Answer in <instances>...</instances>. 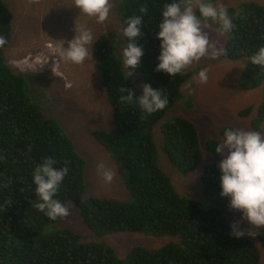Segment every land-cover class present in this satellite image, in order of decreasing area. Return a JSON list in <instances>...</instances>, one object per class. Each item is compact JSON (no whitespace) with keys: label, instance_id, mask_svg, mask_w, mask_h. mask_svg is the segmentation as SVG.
Wrapping results in <instances>:
<instances>
[{"label":"trees","instance_id":"obj_1","mask_svg":"<svg viewBox=\"0 0 264 264\" xmlns=\"http://www.w3.org/2000/svg\"><path fill=\"white\" fill-rule=\"evenodd\" d=\"M170 2L118 0L121 32L109 30L92 44L95 66L112 109L113 126L109 130H92L90 135L112 160L128 198L83 200L85 159L60 124L32 100L26 79L5 63L12 15L6 2L0 0V35L7 40L0 47V204L11 201L0 210V264H259V245L264 250V235L257 236V244L230 235L225 216L229 201L219 195L221 173L217 164L221 159L214 151L221 141L208 138L202 150L196 125L189 118L174 116L162 121L175 103L185 104L187 109L193 103L182 93L187 76L170 78L154 70L160 54V41L155 34L163 6ZM143 5L148 11L143 15L142 35L134 38L143 56L135 70L144 84L160 89L169 100L164 110L146 118L137 104L120 100L121 95H127V91H119L124 86L132 90L134 99L140 96L134 91L132 79H125L123 58L118 56V49L123 51L129 42L122 29L130 17L141 15L139 8ZM228 15L235 28L225 35L223 58L246 60L237 83L241 90L263 87L252 120L253 129L259 132L260 123H264V67L251 64L248 57L264 46V0L228 8ZM250 110L248 107L240 112V117L247 116ZM156 127L162 135V152L179 172L198 168L203 152L214 158L200 174L204 202L179 196L160 169L154 141ZM48 156L57 161L55 167H64L67 162L69 169L54 198L64 204L73 202L90 233L98 237L118 233L166 237L162 238V246H133L120 258L111 247L87 242L69 229L48 230L58 220H49L33 206L38 202L33 171Z\"/></svg>","mask_w":264,"mask_h":264},{"label":"rangeland","instance_id":"obj_2","mask_svg":"<svg viewBox=\"0 0 264 264\" xmlns=\"http://www.w3.org/2000/svg\"><path fill=\"white\" fill-rule=\"evenodd\" d=\"M11 10L12 33L8 46L4 49L5 63L15 74L23 76L29 87L32 100L39 105L44 114L55 119L74 147L84 159L86 174L84 176L85 191L82 199L101 197L116 200L128 198L112 160L92 139L90 133L95 129L112 128V109L109 107L101 77L95 66L92 44L107 31L121 32V23L117 14L118 0H110L113 7L104 23H97L74 6V0H4ZM262 3V0H212L214 6L223 4L228 8H236L246 2ZM210 42L222 48L223 53L216 59H202L186 70L187 79L183 82L182 93L192 99V106L175 103L164 116L167 121L174 116L187 117L196 125L200 148L208 138L222 141L225 128H243L253 130L252 120L256 116L260 104L263 87L252 91L241 90L237 83L246 60L229 61L223 58L225 52V35L218 31L219 25L209 22ZM83 26L91 31L93 43L89 45L91 59L76 65L65 61L57 55L62 45L68 46L76 33L75 28ZM78 34V33H77ZM118 49V56L123 58ZM43 63V68L39 64ZM207 69V83H198V72ZM130 78L136 94L141 96L142 76L136 71ZM177 104V105H176ZM251 107L245 117L239 113ZM259 132L264 136V123H260ZM154 141L158 148L157 162L160 169L171 181L176 193L188 200L204 202L200 193V174L213 157L203 152L202 160L195 170L189 173L179 172L166 158L161 150L162 135L158 128L154 129ZM224 156H220L223 159ZM103 162L107 168L115 172L110 184H106L98 173L96 165ZM67 202L65 205H67ZM74 208L66 219H59L48 230L69 229L81 235L85 241L111 247L123 258L133 246L157 249L162 246V238L149 237L137 233H118L98 237L90 233L82 223L78 207ZM230 225L240 219L241 213L229 209L225 212ZM242 228L250 227L246 221ZM264 233V229H260ZM264 235V234H262ZM245 238L257 244V237ZM260 262L264 264V250L260 248Z\"/></svg>","mask_w":264,"mask_h":264},{"label":"clouds","instance_id":"obj_3","mask_svg":"<svg viewBox=\"0 0 264 264\" xmlns=\"http://www.w3.org/2000/svg\"><path fill=\"white\" fill-rule=\"evenodd\" d=\"M74 6L86 16L95 18L97 23H104L113 7L110 0H74ZM147 11V5L141 6V15L130 17L126 22L127 27L122 29L129 41L122 52V62L126 68L125 79L133 75L129 69L138 68L143 56L142 48L134 38L142 35L140 29L143 15ZM161 15L162 20L155 34V38L160 41V54L157 57L159 63L154 70L164 72L170 78L186 75V70L194 63L202 59H216L223 53L222 48L210 42L209 33L205 31L211 28L210 21L219 25L221 35H226L235 28L227 7L223 4L214 6L210 0H172L164 4ZM74 31L75 37L68 42L66 48L61 45L57 55L65 61L80 65L86 59H91L88 46L93 43V35L83 26ZM6 43V38L0 35V47ZM248 60L253 65L264 67V46L248 57ZM39 65L41 68L44 66L43 63ZM207 80V69H201L198 72V83H207ZM119 91H127V95L120 96L121 102L137 104L145 118L164 110L169 104L167 96L160 89L154 90L148 84L142 86L143 94L135 99L131 89L124 86ZM214 151L217 156H224L217 164L221 173L219 195L228 198L230 210L241 213L240 219L230 223V235L241 239L264 234L260 231L264 229V136L258 131L228 127ZM56 163L53 157H45L33 171L35 195L38 197V202L33 206L52 221L66 219L74 208L70 202L65 205L54 198L69 171L67 162L61 168L55 167ZM96 168L106 184L113 181L115 172L102 161ZM8 186L5 184V187ZM10 203L11 201H6L0 204V210L3 211ZM244 221L250 227L242 228Z\"/></svg>","mask_w":264,"mask_h":264}]
</instances>
